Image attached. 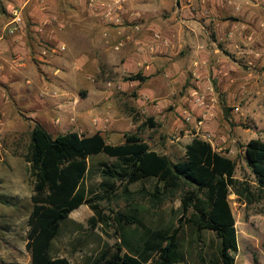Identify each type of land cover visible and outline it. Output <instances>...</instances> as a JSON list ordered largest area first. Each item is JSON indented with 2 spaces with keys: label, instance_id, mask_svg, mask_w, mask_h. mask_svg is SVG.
<instances>
[{
  "label": "rangeland",
  "instance_id": "rangeland-1",
  "mask_svg": "<svg viewBox=\"0 0 264 264\" xmlns=\"http://www.w3.org/2000/svg\"><path fill=\"white\" fill-rule=\"evenodd\" d=\"M10 1L11 3L6 0L0 4V13H7L8 16L3 25L6 32L11 21V11L15 8L22 9L23 25L40 24L39 19L34 18L32 14L36 11V7H39L36 5V0L28 2V4L26 3L29 0ZM91 1H89L90 4ZM118 1L102 0V7L108 6L109 3H119ZM55 2L49 12L58 14L57 27L61 23L62 16L65 18L64 29L68 32L83 26L78 19L83 13L81 0H55ZM95 3L96 1H94ZM252 7L254 12L264 15V0L255 1ZM74 13H79V15L72 18ZM179 13L176 15L177 20L183 24L181 27L175 26L177 34L196 33L198 27H191V23L186 20L187 15ZM163 14L165 17L167 12ZM243 23H247V21L242 20ZM248 23L250 26L246 35L241 34L234 38L228 36L226 38L228 40L219 41L216 36L215 24L212 21L209 26L210 39L209 35L205 37L200 33L202 38L198 37L197 45L199 51L194 53L193 59L201 63L213 61L217 64L224 63L225 61L222 59H225L230 64L239 67L246 76L260 75L263 81L253 86L246 85L249 86L247 89L243 86L241 90L244 91V94L234 98L237 88H232L219 81L215 72L211 70L209 77L198 78L201 83L194 86L191 92L187 89V85L177 90L176 94L187 96V104L180 112L174 110L176 119H173V125H168V128L166 125L165 131L161 130V126H151L148 122L149 117L134 106V101L139 97L146 102L150 101L145 96H141L139 87H136L129 78L130 73L124 72L120 75L115 72L117 74L114 75V70H111L113 73L111 75L105 67L97 69V76L103 79L102 86L107 89L113 88L114 91L121 94L116 105L127 109L128 112L122 114L126 118L127 125L130 121L133 122V126L128 125L131 127L128 134L140 132L141 137L149 143L150 147L160 152L162 146H167V143L180 145L182 154L175 153L171 156L176 161L184 155L185 147L182 141L200 137L210 141L216 150L221 147V151L237 159V177L252 178L251 171L243 157V145L252 138L264 140V20L257 19L248 21ZM55 28L56 26H53V30ZM238 38L239 40H237ZM239 43L249 46L250 50L242 48L235 50L238 47L235 44ZM216 48H219L220 51L215 52ZM51 51L50 49L47 53ZM72 52L66 48L56 53L51 52V55L46 54L42 58L38 51H34L31 58L35 64L37 62L45 64L51 59L62 61ZM176 54L177 57L185 56V50L181 49ZM206 55H210L211 59L203 58ZM73 56H75L74 53H72V58H74ZM14 57L8 55L0 57L6 64L0 68V264H30L31 256L27 248L28 219L32 210L31 197L34 178L30 172L29 163L24 158L30 143V132L35 122L43 124L53 136L69 131L86 134L88 129L81 130L75 125L65 124L62 121L57 122L56 119L51 121L50 116L46 114V108L38 100L39 94L45 95L49 84L39 85L37 83L31 94L26 93L28 83L25 82V75L19 77L18 74H13L15 70L11 68V63H13ZM22 59L24 60V58ZM43 59L46 61L44 62ZM2 61H0L1 64ZM39 69L41 71L49 70V68H38V66L32 65L31 74L35 78L39 75ZM64 70L68 74L72 71L71 68ZM83 71L91 74L93 69L86 68ZM42 73L45 74V72ZM118 81L123 82L126 90L119 86ZM76 89L83 90L84 87L82 84H73L70 86V93L76 92ZM195 91L205 97L203 107L194 102L193 93ZM157 101V99H153L150 104L157 103ZM28 104L31 105L30 109H26ZM202 111H207V115L203 119L200 116ZM188 116L190 120L187 119ZM200 119L203 122L199 125ZM155 123L157 124V122ZM104 131L108 134L106 130ZM118 140V138L115 139L116 142H120ZM114 162H116L115 157L104 154L90 158V170L84 181L87 196L101 195L102 191L98 185L104 178L102 163L111 165ZM153 187L154 180L136 182L130 187L134 194L130 200H127L123 197L122 187L118 183L116 194L111 200L99 201L104 213L110 216V220L106 224L96 220L94 226L91 222V218L94 216L93 210L88 205H82L74 211L78 217L77 220L69 218L61 224L59 233L52 244V254L68 257L73 262L86 263L90 258L100 256L103 251H115L117 242L121 241L119 237L124 233L131 245L139 247L142 245L140 238L145 235L146 231L177 225L184 217L181 200L175 198L153 207L150 196H143L141 192L142 188L152 191ZM229 198L236 219L238 235L236 264H264V212L261 205H246L239 202L233 193ZM119 212L129 216L135 223L124 225L123 229L119 228L120 224L117 220ZM180 243L186 262L199 264V256L209 258L217 253L220 240L214 231L203 230L199 236L190 224H184L180 234ZM124 252H128L127 248Z\"/></svg>",
  "mask_w": 264,
  "mask_h": 264
},
{
  "label": "crops",
  "instance_id": "crops-1",
  "mask_svg": "<svg viewBox=\"0 0 264 264\" xmlns=\"http://www.w3.org/2000/svg\"><path fill=\"white\" fill-rule=\"evenodd\" d=\"M4 1L6 0H1L0 4ZM7 1L11 3L10 0ZM31 1L33 0L26 4ZM89 1L81 0L83 13L78 19L83 26L69 32L64 29L65 18H60L61 23L57 27L58 14L49 12L56 3L55 0H36L39 7L32 14L39 19L40 24H22L12 34L7 33L9 31L6 32L3 26L8 17L7 13H0V57L15 56L11 68L15 70L13 74H18L19 77L25 75V82L28 83L26 93L31 94L37 83L49 84L45 95L39 94L38 100L46 108V114L51 121L56 119L57 122L75 125L81 130L88 129L85 135L100 132L111 144L125 142L131 129L128 125L133 126V122L130 121L127 125L126 118L122 116L128 112L127 109L116 105L121 94L113 88L102 86L103 79L96 74L101 67L108 69L111 75V70H114V75L117 74L115 72L120 75L128 72L130 76L141 74L144 77L131 82L139 87L141 96H145L150 102L153 99L158 101L150 104L139 97L134 101V106L147 117H153L162 131L166 130V125L167 128L168 125H173V119H176L174 110L180 112L187 104V96L176 94L177 90L187 85L191 92L194 86L201 83L198 78L209 77L211 70L219 81L237 88L234 98L244 94L241 90L243 86L247 89L249 86L246 85L253 86L263 81L260 75L246 76L239 67L225 59H222L225 62L221 64L213 61L201 63L193 59L194 53L199 51L198 37L200 33L208 37L212 21L216 27L217 39L221 41L228 40V36L234 38L241 34L246 35L250 26L248 21L264 20V15L254 12L252 7L255 1L260 0H123L109 3L105 7H102V0H95L94 6ZM164 12H167L165 17ZM179 12L187 15L186 20L191 23V27H198L196 33L177 34L175 26L181 27L183 24L177 20L176 15ZM78 15L79 13H74L72 18ZM242 20L247 23L242 24ZM53 26H56L55 30ZM237 45L235 50H250L249 46L242 43L235 44ZM66 48L73 51L74 58L71 53L62 61L51 59L45 64L37 62V65L31 58L34 51H38L44 58L46 54L51 55ZM50 49L52 53H47ZM181 49L185 50V56L177 57L176 53ZM218 51L220 49L216 48L215 52ZM203 58L211 59V56L206 55ZM3 62L0 63V68L6 65ZM32 65L49 70L39 69V75L35 78L31 74ZM67 68L72 69L70 74L64 70ZM86 68L93 69L92 73H85L83 69ZM73 84H82L84 89L73 92L72 88L70 93V86ZM118 84L126 90L122 81H118ZM29 106L31 105L28 104L26 109H30ZM206 112L202 111L201 115H207ZM117 138L120 142L115 141ZM192 139L182 141L185 151ZM180 148V145L167 143V146H162L161 152L177 162L171 156L175 153L182 154ZM220 148L217 151L223 152ZM74 211L69 218L77 220ZM140 241L143 243L144 240L140 238ZM184 258L181 264H189L185 254Z\"/></svg>",
  "mask_w": 264,
  "mask_h": 264
},
{
  "label": "trees",
  "instance_id": "trees-1",
  "mask_svg": "<svg viewBox=\"0 0 264 264\" xmlns=\"http://www.w3.org/2000/svg\"><path fill=\"white\" fill-rule=\"evenodd\" d=\"M129 78L144 79L141 74ZM148 122L156 126L153 117ZM100 154L115 157L116 162L102 163L104 178L98 185L102 193L89 197L84 181L90 158ZM243 157L253 179L237 177V159L215 150L210 141L200 137L193 138L184 157L174 162L167 154L152 149L138 131L127 134L121 144H111L100 132L85 135L69 131L53 136L43 124L35 122L24 154L34 178L28 219L30 264H181L185 259L180 243L184 224H190L199 236L203 230L214 231L220 240L217 253L209 258L199 256V264H235L238 235L229 196L235 194L246 205L259 204L264 212V140L250 139L243 145ZM148 180H154L153 190L142 188L141 192L150 196L153 207L175 198L181 200L184 217L177 225L146 231L139 247L131 245L124 233L115 251H103L86 263L52 254L61 224L74 210L86 204L94 212V226L96 220L106 224L110 216L99 201L111 200L118 183L123 197L130 200L134 194L131 185ZM117 220L121 229L135 223L122 212Z\"/></svg>",
  "mask_w": 264,
  "mask_h": 264
},
{
  "label": "built area",
  "instance_id": "built-area-1",
  "mask_svg": "<svg viewBox=\"0 0 264 264\" xmlns=\"http://www.w3.org/2000/svg\"><path fill=\"white\" fill-rule=\"evenodd\" d=\"M95 0L91 1V5L94 4ZM123 0H119L118 2H122ZM23 24V14H22V9L15 8L11 11V21L8 25V31L9 33H14L17 29L21 27ZM159 37L158 35H156ZM194 96V102L198 105L203 107L205 105V97L203 95H200L197 91L193 93ZM202 119L206 116L205 114H202ZM188 120H190V117H187ZM198 124H202V120L198 122Z\"/></svg>",
  "mask_w": 264,
  "mask_h": 264
}]
</instances>
